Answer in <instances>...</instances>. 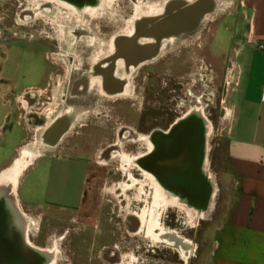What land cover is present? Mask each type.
Here are the masks:
<instances>
[{
  "label": "flooded vegetation",
  "instance_id": "flooded-vegetation-1",
  "mask_svg": "<svg viewBox=\"0 0 264 264\" xmlns=\"http://www.w3.org/2000/svg\"><path fill=\"white\" fill-rule=\"evenodd\" d=\"M164 1L124 0L117 8L105 7L97 18L82 17L77 26L68 12L77 14L49 0H38L40 8L29 22H23L30 15L28 2L16 10L12 5L1 8L0 4V68L12 65L17 71L27 65L28 55L42 59L48 68L41 86L5 97L13 102L37 104L40 113L56 102L48 111L51 117L44 115L35 120V124L44 125L33 144L39 153H25L22 163L29 166L33 158L48 156L53 166L65 163L82 170L84 187L79 205L65 209L67 213L60 215L51 236L37 243L39 246L33 243L38 239V230L19 204L28 217L29 241L49 255L50 264H165L166 248L178 253L180 264V259L186 262L193 252L192 243L180 236L175 227L171 229L172 221L169 219L170 226L165 227L159 218L170 201L160 188L166 203L158 192L150 208H128L121 192L118 201L126 200L125 207L107 204L104 213L96 191L100 181L94 167L111 162L114 157L123 166V155L130 156L126 167L133 165L135 169L123 170L122 188L126 189L123 183L129 181L147 182L144 175L149 174L135 165L137 158L147 156L152 148L146 137L166 131L193 107H201L206 116H212L214 105L223 94L232 52L212 50L216 30L199 28L165 40L154 59L131 72L105 63L104 58L111 51L109 44L129 33L127 22L154 13ZM220 5L211 17L221 16ZM229 15L209 22H216L218 29ZM239 39L238 35L231 36L232 51ZM55 86L58 89L54 95ZM139 136L144 143L137 142ZM173 207L178 208L179 204ZM121 210L123 215L119 214ZM69 214L74 217L69 218ZM188 214L191 222L196 215L190 211ZM29 234L34 235L32 241ZM182 240L190 246L182 244L180 248Z\"/></svg>",
  "mask_w": 264,
  "mask_h": 264
},
{
  "label": "rangeland",
  "instance_id": "rangeland-1",
  "mask_svg": "<svg viewBox=\"0 0 264 264\" xmlns=\"http://www.w3.org/2000/svg\"><path fill=\"white\" fill-rule=\"evenodd\" d=\"M28 1L29 0H0V4L1 8H6L8 5H12L11 8L16 10L18 5H21L22 7L26 4L25 2ZM123 1L124 0H112L111 8H117V6H120ZM219 4H221V16L219 18L209 17L203 22L200 28H205L210 32H214V30L217 31L216 42L213 44L212 49L215 53L225 52L230 54L233 52L230 45L231 36L238 35L241 39L244 34L245 37L246 23L243 19V12L240 9L237 0H219ZM228 14L231 16L229 15L226 20L223 19V22L221 23L222 25L218 29L215 28L217 25L216 22H209V20H213V18L221 20V17H223L222 15ZM1 16L2 12H0V17ZM26 62L27 65L19 67L17 71L12 65L6 66L2 69L0 68V95L3 94L6 96L7 94H19L28 88H37L42 85L48 71L43 60L28 55ZM228 73L229 78L232 76L234 77L235 75L234 71H229ZM226 82H228L227 79L225 83ZM57 89L58 88L55 86L54 95ZM228 94L229 93L223 92L214 105L212 116H207V120L212 126L208 139L207 162L209 171L215 179L217 186L211 214L206 220L203 219L202 221L192 223L189 221L188 211L184 209V207L179 205L178 208H174L171 205L165 207V210L159 217L163 220L165 227L170 226L167 222L170 219L172 221V225L170 226L171 229L175 227L176 232L186 240L190 241L193 245V252L190 258L184 263L183 260L180 259V264H202L203 256L210 245L211 230L220 220L226 207V202L230 198V186L226 177L216 174L209 164V148L214 141L218 127L222 124L221 117H223L228 110ZM5 100V107L0 103V169L7 165V160L12 157L15 146L17 145V152L14 159L21 155L22 150H26L29 156L39 153L38 150L33 148V144L35 141L37 142L38 133L44 125L35 124V120L43 118L44 115L51 117L52 115H49L48 111L56 105V102H54L53 106H48L46 110H42L40 113L37 104H30L25 101L13 102L6 97ZM43 121H45V119ZM24 155L25 154L23 153L21 157L23 158ZM14 159L10 162L11 164ZM129 159L130 156H120L123 166H121L118 158L114 157L111 162L94 167L95 174L98 175L100 181L96 185V191L102 213L107 211V204H116L117 207L120 206L122 209L125 207L124 202L126 200L121 203L118 201L121 192V196L127 199V204L129 203L128 208L135 209L141 208L142 206L150 208L152 206V188L145 181L136 182L133 180L134 183H131L130 181L127 184L123 183L125 186H130L128 187L130 189H123L121 186L122 182L120 180V175L123 170L126 169L132 172V170L135 169V166L133 165L126 167L129 165L127 163V160ZM52 164L53 161L48 156H43L39 159L33 158L31 164L23 171L19 178L16 196L18 201L25 207L28 205L27 203H30V210L35 209L44 201L46 186L49 181L52 182L50 187L51 192L53 191L54 193L68 195L74 200H77L78 198L77 192L79 187L76 186V183H79L80 181L82 175L81 168L76 166L72 168V166L65 163H55L54 166ZM10 165L5 169L9 168ZM2 171L3 170H1L0 173ZM134 177L139 179V177ZM62 191L67 192L68 194L63 193ZM37 211L39 212L40 210ZM26 213L28 214V217L33 220L34 226L38 230V239L37 241L35 239L33 242L37 246H39L37 243L41 244L45 238L51 236L53 233V227L59 222L58 219L62 218L60 215H54L57 217L56 221L50 219V215L45 216L35 212L33 216H31L28 212ZM119 214L123 215L124 213L121 210ZM31 232H34V230H31ZM29 236L32 241L34 235L29 234ZM164 250L167 257V259H165V264H178V253L169 248Z\"/></svg>",
  "mask_w": 264,
  "mask_h": 264
},
{
  "label": "water",
  "instance_id": "water-1",
  "mask_svg": "<svg viewBox=\"0 0 264 264\" xmlns=\"http://www.w3.org/2000/svg\"><path fill=\"white\" fill-rule=\"evenodd\" d=\"M49 1L81 17L85 11L101 13L105 8L104 0ZM218 5L219 0H165L158 14L139 16L129 34L112 41L105 63L133 71L154 59L163 41L198 30ZM209 124L203 108L189 109L166 131L147 136L150 153L135 162L152 176L166 198L196 216L205 215V220L217 187L207 162ZM26 222L17 196L0 187V264H49L47 253L29 241Z\"/></svg>",
  "mask_w": 264,
  "mask_h": 264
},
{
  "label": "crops",
  "instance_id": "crops-1",
  "mask_svg": "<svg viewBox=\"0 0 264 264\" xmlns=\"http://www.w3.org/2000/svg\"><path fill=\"white\" fill-rule=\"evenodd\" d=\"M239 3L246 23L245 37L243 34L231 53L228 72L235 75L229 78L227 73L223 90L229 93L228 110L209 148V164L216 174L226 177L230 198L211 230L202 264H264V51L258 49L264 46V0ZM0 103L5 107L3 94ZM17 146L0 171L11 164ZM51 184L49 181L44 201L35 209L30 210V203L26 207L18 203L29 214L40 210L45 216L61 215L79 205L82 178L76 183L77 200L51 192Z\"/></svg>",
  "mask_w": 264,
  "mask_h": 264
},
{
  "label": "bare ground",
  "instance_id": "bare-ground-1",
  "mask_svg": "<svg viewBox=\"0 0 264 264\" xmlns=\"http://www.w3.org/2000/svg\"><path fill=\"white\" fill-rule=\"evenodd\" d=\"M111 3H112V0H104V5H105L104 7H109L111 5ZM38 8H40L39 5H38V0H29L26 9H27V12L30 11V13H28L30 15L27 16V17H25L24 20H23V22H29L33 16L37 15ZM28 9H30V10L28 11ZM159 12H160V8L158 10H156L153 14H158ZM100 15H101L100 12L95 13V12H86L85 11L82 17H87L89 19H94V18L99 17ZM68 16H69V19H71V21L75 24V26H77V24H80L82 22V17L81 16H78V15H74L73 16V14H71V12H68ZM137 18L138 17H134L131 20H129V22H127V24H129V28H128L129 33L131 32L130 30L132 28L131 25L133 24V22H135L137 20ZM71 30H76V29L75 28H72ZM70 34H71V36L73 35L72 33H70ZM110 48L112 50V42L109 44V51H110ZM207 132H208V135L211 133V125L210 124L208 125ZM133 136H135V135H133ZM138 139L139 140L137 142L144 143V141H143V139H142L141 136H139ZM147 147H148V145H147ZM23 153L24 154L25 153L28 154V152L26 150H22L21 155ZM21 155L12 162V164L10 165L9 168L3 170L0 173V187L7 188L8 191L10 192V194L12 196H14V197L16 195V189H17V186H18V183H19V178L22 175L23 171L28 167V163L27 164L22 163V157H21ZM144 176L147 179V182L146 183L152 188V191L154 190V192H155V193L153 192L155 196L152 195V198L153 199H155V198L157 199V193L159 192L160 195H161V198L160 199H162L164 201V198L165 197L162 196L163 194L159 190V187L157 186L156 182L149 175L148 176L144 175ZM128 187H130V186H125V188H128ZM128 189H130V188H128ZM215 193H216V190H215ZM213 198L214 199H213V202L211 204V212H212L213 205H214L215 195H214ZM138 199H140V198H138ZM165 199L168 200L167 198H165ZM164 202L166 203V201H164ZM171 205L172 206H176L177 204H174L170 200L169 201V206H171ZM166 206L167 205H165V207ZM164 208H162V209H164ZM204 216L205 215L195 216V218L191 222L194 223V222H197L200 219L203 220V219H205ZM25 224H26V231L28 233V229H29V226L28 225H29V222H26ZM182 244L187 245L188 247L190 246L189 245L190 243L188 241H184V240L180 241L179 242V246H181V248H183ZM49 264H50V257H49Z\"/></svg>",
  "mask_w": 264,
  "mask_h": 264
},
{
  "label": "built area",
  "instance_id": "built-area-1",
  "mask_svg": "<svg viewBox=\"0 0 264 264\" xmlns=\"http://www.w3.org/2000/svg\"><path fill=\"white\" fill-rule=\"evenodd\" d=\"M258 49H260V50L264 51V46H262V45H259V46H258Z\"/></svg>",
  "mask_w": 264,
  "mask_h": 264
}]
</instances>
